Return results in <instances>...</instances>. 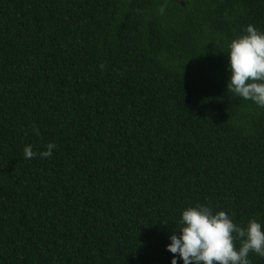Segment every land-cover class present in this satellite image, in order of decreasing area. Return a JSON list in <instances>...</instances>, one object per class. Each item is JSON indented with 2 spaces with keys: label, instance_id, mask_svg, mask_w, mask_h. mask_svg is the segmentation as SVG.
<instances>
[{
  "label": "trees",
  "instance_id": "obj_1",
  "mask_svg": "<svg viewBox=\"0 0 264 264\" xmlns=\"http://www.w3.org/2000/svg\"><path fill=\"white\" fill-rule=\"evenodd\" d=\"M249 24L264 0H0V264H172L197 205L264 231V107L227 90Z\"/></svg>",
  "mask_w": 264,
  "mask_h": 264
},
{
  "label": "clouds",
  "instance_id": "obj_2",
  "mask_svg": "<svg viewBox=\"0 0 264 264\" xmlns=\"http://www.w3.org/2000/svg\"><path fill=\"white\" fill-rule=\"evenodd\" d=\"M244 32L228 45L231 77L227 90L264 107V32L251 24ZM32 130L40 134L35 126ZM55 148L56 144L49 142L45 151L37 153L28 144L23 149L24 158L30 160L39 155L48 159ZM178 229L180 234L174 231L167 245L174 254L172 264H177L176 254L184 264H250V252L264 257V231L255 219L241 227L227 212L220 210L213 214L209 207L197 205L183 210Z\"/></svg>",
  "mask_w": 264,
  "mask_h": 264
}]
</instances>
